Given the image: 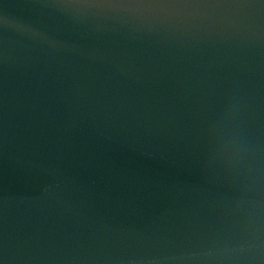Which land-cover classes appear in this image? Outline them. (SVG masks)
<instances>
[{
	"label": "water",
	"instance_id": "water-1",
	"mask_svg": "<svg viewBox=\"0 0 264 264\" xmlns=\"http://www.w3.org/2000/svg\"><path fill=\"white\" fill-rule=\"evenodd\" d=\"M0 264H264V0H0Z\"/></svg>",
	"mask_w": 264,
	"mask_h": 264
}]
</instances>
